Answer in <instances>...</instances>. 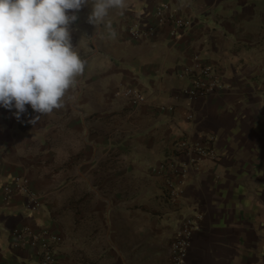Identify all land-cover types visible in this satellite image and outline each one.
I'll list each match as a JSON object with an SVG mask.
<instances>
[{
  "label": "crops",
  "instance_id": "obj_1",
  "mask_svg": "<svg viewBox=\"0 0 264 264\" xmlns=\"http://www.w3.org/2000/svg\"><path fill=\"white\" fill-rule=\"evenodd\" d=\"M196 62L223 87L190 99ZM263 84L264 0H0V264L38 263L26 229L61 238L59 264H173L188 218L185 264H264ZM18 179L35 205L5 199Z\"/></svg>",
  "mask_w": 264,
  "mask_h": 264
},
{
  "label": "built area",
  "instance_id": "obj_2",
  "mask_svg": "<svg viewBox=\"0 0 264 264\" xmlns=\"http://www.w3.org/2000/svg\"><path fill=\"white\" fill-rule=\"evenodd\" d=\"M168 9V5H164L157 11V16L162 22L170 20L165 14ZM59 23L66 26L70 25V21L67 19L60 20ZM176 24L180 28L187 29L192 26V21L189 19L179 20L176 21ZM184 74L192 78V87L185 91L186 96L190 99L207 97L223 87L221 80L217 77L216 69L209 64L196 62L193 67L185 69ZM8 80L9 75H6L5 84H7ZM262 91L264 99V84L262 86ZM47 93L48 91H46V94ZM125 96L135 108L140 107L145 102L144 95L134 89H128L125 92ZM175 153L178 154V156H188L192 160L200 158L216 160L218 158L213 144L209 146L199 145L188 139H182L175 144ZM168 166L171 174H181L184 176L187 172L185 169L180 168L175 162L170 163ZM19 192L31 196L33 199L32 205L36 204V200L33 198L34 196L30 188V183L27 179H18L14 181L12 185L5 187V199L9 200L15 193ZM171 195H174V191H171ZM195 229V221L191 218L185 219L181 223L178 234L171 244V260L173 264L186 263ZM14 237L16 239V242L12 245L14 248H21L25 245L26 239H28V243L37 249V255L39 256L37 264H59L56 255L61 243V238L57 235L50 234L46 231L34 234L32 231L26 229L15 230Z\"/></svg>",
  "mask_w": 264,
  "mask_h": 264
}]
</instances>
